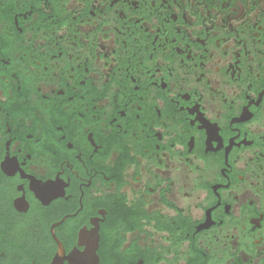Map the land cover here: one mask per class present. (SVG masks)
<instances>
[{
	"label": "flooded vegetation",
	"instance_id": "flooded-vegetation-1",
	"mask_svg": "<svg viewBox=\"0 0 264 264\" xmlns=\"http://www.w3.org/2000/svg\"><path fill=\"white\" fill-rule=\"evenodd\" d=\"M94 230L98 264H264V0H0V264Z\"/></svg>",
	"mask_w": 264,
	"mask_h": 264
},
{
	"label": "water",
	"instance_id": "water-1",
	"mask_svg": "<svg viewBox=\"0 0 264 264\" xmlns=\"http://www.w3.org/2000/svg\"><path fill=\"white\" fill-rule=\"evenodd\" d=\"M80 237L83 236L80 235ZM98 239V233L96 230H94L91 235L86 236V242H84L85 249L80 255H78L79 257L75 264H98L99 257L96 252L98 247ZM62 258L63 256L61 252L56 253L52 264H62Z\"/></svg>",
	"mask_w": 264,
	"mask_h": 264
},
{
	"label": "trees",
	"instance_id": "trees-1",
	"mask_svg": "<svg viewBox=\"0 0 264 264\" xmlns=\"http://www.w3.org/2000/svg\"><path fill=\"white\" fill-rule=\"evenodd\" d=\"M106 258H107L108 261H105L104 260ZM103 264H118V262H117V256H116V251L104 252Z\"/></svg>",
	"mask_w": 264,
	"mask_h": 264
}]
</instances>
